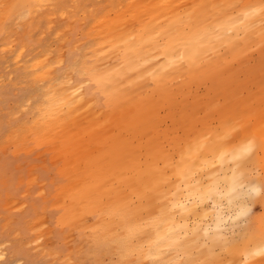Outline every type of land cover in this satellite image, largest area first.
Listing matches in <instances>:
<instances>
[{
	"label": "bare ground",
	"instance_id": "6f19581e",
	"mask_svg": "<svg viewBox=\"0 0 264 264\" xmlns=\"http://www.w3.org/2000/svg\"><path fill=\"white\" fill-rule=\"evenodd\" d=\"M127 1L109 2L103 13L130 12ZM141 1L142 10L154 5L155 15L115 36L116 47L100 30L101 15L87 27L92 43L70 42L62 66L47 52L31 60L43 86L31 120L21 133L12 131L16 140H32L36 132L43 140L63 136L81 116L87 124L100 117L106 123L107 108L132 106L101 160L106 166L91 168L98 182H85L86 176L76 182L73 175L61 184L74 197L76 182V200L88 207L71 216L79 224L73 242L55 251L64 264L95 263L112 249L117 264H264V0ZM55 4L61 0H11L7 12L31 20ZM257 47L261 53L250 65L248 54ZM82 133L92 136L75 134L78 144ZM85 148L83 155L92 156V143ZM89 190L93 197H84ZM251 201L262 205V214L240 226ZM88 218L97 231L92 242L78 236ZM226 218L237 229L230 227V235Z\"/></svg>",
	"mask_w": 264,
	"mask_h": 264
},
{
	"label": "rangeland",
	"instance_id": "374dc122",
	"mask_svg": "<svg viewBox=\"0 0 264 264\" xmlns=\"http://www.w3.org/2000/svg\"><path fill=\"white\" fill-rule=\"evenodd\" d=\"M10 1L0 0V27H5L0 33V249H3L0 251V264H64L65 259L63 256L60 257L55 248L70 246L73 242L72 234L79 225L71 216L77 214L85 205L88 207V203L82 204L76 200L81 196L80 186L76 185L78 177L86 176L85 182H98L97 171L93 173L91 168L95 163L100 167L99 171L106 166L101 160L109 157L117 136L122 134V128L127 122L132 106L125 105L124 108L114 109L107 108L104 103L99 102L98 108H107L112 114L106 123H103V118L100 117L87 124L84 121L85 117L81 116L78 127L63 133V136L43 140L36 132L31 135L32 140L30 138L16 140L12 136V131L21 133L22 124L28 119L31 120L30 115L33 112L31 110L38 103L37 96L41 94L43 86L40 84L41 81L37 82L33 77L31 64L41 53L47 52L49 57L53 56L50 57L51 60L55 56L63 61L60 64L62 66L67 59L70 42L81 40L77 44H81L83 48L92 43L91 37H86L89 30L87 27L91 25L93 17L101 15L104 16L99 22L100 30L106 38H110L108 46L116 47L117 43L113 38L115 36L119 38L125 30L134 26L139 27L153 17L154 5H148L142 10L141 0H128L130 12L104 14L103 10H107L111 2L114 6V0H61L60 5L55 4L54 7L39 10L31 20H28V17L17 20L15 18L22 12L8 13ZM192 1L195 5H200L204 0ZM257 49L258 47L248 54L250 65L257 61V55L261 53ZM102 54L107 55V50L105 49ZM24 65L26 70H23ZM29 65L30 68H27ZM200 90L202 92L203 88L197 90L198 93ZM167 123L166 121V124L165 122L161 124L162 129H169ZM86 131L92 136L82 133L83 144H78L79 139L74 135L77 134L79 138L80 132ZM176 132L179 136L182 135L180 129ZM85 143H92L94 149L93 155L88 158L83 155ZM91 158L93 160H90ZM73 175H77L74 179L76 182L72 184L74 197L63 187L72 182ZM86 194L84 197H93L90 190ZM93 209L96 216L101 212L100 208ZM262 211L260 203L251 201L249 213L238 219L240 226L245 224L247 218L260 216ZM91 221L88 218L81 223L78 231V236H82L88 242H92L97 234L95 227L90 228ZM102 222H106L105 217H102ZM231 222L230 218H226L222 224L223 227L229 225L228 228H224L226 235L232 232ZM236 230L233 228V232ZM41 233L43 238L38 235ZM112 250L102 254L95 263L90 262L91 259L88 258L75 261L77 264H117L118 254Z\"/></svg>",
	"mask_w": 264,
	"mask_h": 264
}]
</instances>
